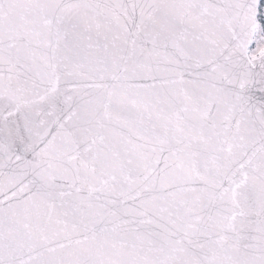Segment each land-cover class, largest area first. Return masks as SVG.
I'll list each match as a JSON object with an SVG mask.
<instances>
[{"label": "snow or ice", "instance_id": "6c2138e0", "mask_svg": "<svg viewBox=\"0 0 264 264\" xmlns=\"http://www.w3.org/2000/svg\"><path fill=\"white\" fill-rule=\"evenodd\" d=\"M0 264H264V0H0Z\"/></svg>", "mask_w": 264, "mask_h": 264}]
</instances>
